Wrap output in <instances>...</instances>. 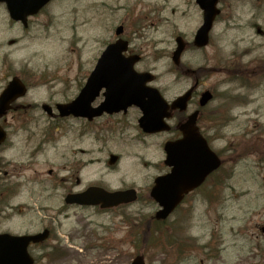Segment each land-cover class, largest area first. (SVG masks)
<instances>
[{
	"label": "rangeland",
	"instance_id": "374dc122",
	"mask_svg": "<svg viewBox=\"0 0 264 264\" xmlns=\"http://www.w3.org/2000/svg\"><path fill=\"white\" fill-rule=\"evenodd\" d=\"M220 7L209 45L201 50L187 48L181 60L184 69H200L198 95L205 90L215 94L202 112L199 128L224 161V170L212 181L225 182L219 187L218 203H196L195 226H186V233L202 249L181 259L172 243L159 240L160 249H153L144 245L141 235L146 226L152 235L154 229L158 232L157 225L147 220L155 211L147 192L159 172L162 144L171 135L144 137L137 128L140 112L132 108L121 121L127 129L123 132L121 124L115 125L117 131L104 141L81 121L49 118L41 106L54 108L76 97L120 25L130 44L128 52L142 57L135 70L152 72L153 86L168 101L186 91L193 79L179 74L170 57L175 38L191 43L202 24L195 0H56L26 30L14 24L0 5V92L13 76L30 88L19 101L25 110L11 111L0 120L8 134L0 152V233L52 228L48 244L59 243L66 256H36V264H129L135 255L144 256L146 264H264L260 231L264 227V0H223ZM197 97L190 113L197 108ZM102 100L100 96L95 105ZM111 120H100L96 126ZM83 131V137L76 136ZM256 145L260 151L254 150ZM244 147L249 151L242 153ZM109 155L119 156V163L109 167ZM95 184L137 190L140 199L129 210L134 219L144 222L132 223L136 234L130 243H125L129 227L119 224L118 218L65 207L67 191ZM15 193L31 204L32 210L23 217L6 211L9 202L3 204ZM30 194L35 201L28 199ZM16 203L14 199L11 205ZM114 226L107 245L102 228ZM205 243L212 244L207 253Z\"/></svg>",
	"mask_w": 264,
	"mask_h": 264
},
{
	"label": "water",
	"instance_id": "95a60500",
	"mask_svg": "<svg viewBox=\"0 0 264 264\" xmlns=\"http://www.w3.org/2000/svg\"><path fill=\"white\" fill-rule=\"evenodd\" d=\"M51 0H0L5 3L9 16L14 21L25 22L30 15H35ZM219 0H197V4L203 10V25L197 31L194 45L203 48L208 44V34L212 23L219 13L216 4ZM123 28L118 27L115 35L119 37ZM177 48L172 55V61L177 65L184 49L181 38L176 39ZM128 49V43L117 40L106 47L90 74L84 88L78 97L68 105H57L60 117L73 116L85 118L91 121L100 117L103 113L112 115L134 106L142 114L138 124L146 134H156L168 130L164 119L169 118V107L158 90L146 86L153 81L149 73H137L134 66L139 62L137 55L124 56ZM104 90V101L98 108H91V104ZM26 89L22 83L14 78L0 94V117L10 109V104L25 95ZM192 90L178 98L171 105V110L184 111L186 103L191 97ZM209 93H204L200 99V106L204 107L210 100ZM43 109L50 114L48 107ZM198 113L188 117L187 122L180 128L183 138L176 143H168L165 147L168 166L172 167L171 174L164 179H157L151 192V197L163 207V211L156 214V219H165L178 205L182 196L198 187L205 178L217 170L220 161L210 151L205 140L197 133L195 123ZM5 139V133L0 129V144ZM114 158H112V162ZM99 190L90 189L86 193L74 197L78 204L97 205L105 199H113L106 206H114L120 203L134 202L135 192L129 191L114 195L104 194L96 198ZM103 192V191H101ZM73 199V197H70ZM47 238V233L36 237H13L0 235V264H32L26 248L30 242L38 243ZM132 264H143L141 258H137Z\"/></svg>",
	"mask_w": 264,
	"mask_h": 264
},
{
	"label": "flooded vegetation",
	"instance_id": "af4514ba",
	"mask_svg": "<svg viewBox=\"0 0 264 264\" xmlns=\"http://www.w3.org/2000/svg\"><path fill=\"white\" fill-rule=\"evenodd\" d=\"M49 5L47 7H45L40 13L38 16H41L43 14V12L48 9ZM34 18H30L28 19V22H27V26L24 28L25 30L29 28L30 24H31V21L33 20ZM183 116V118H182ZM184 116L185 114L184 113H179V112H174L173 115H172V118L170 119L169 121V125L171 126V131L170 133H172V136L174 134V136H176V134L174 133V130H176V127H178V125L182 122V120L184 121ZM186 118V116H185ZM69 120V119H67ZM92 124V123H91ZM172 136L170 138H168L166 141H170L172 139ZM165 141V143H166ZM164 143V144H165ZM164 147V145H163ZM163 149V148H162ZM164 152L162 153V156H163ZM165 157V155H164ZM164 157L163 159L161 158L160 160V164L162 163V167L160 169V176H163L164 174L168 173L169 169L167 167H165L164 165ZM77 184L78 183V180H77ZM76 184V185H77ZM211 184L208 183V181L205 183L204 186H202L200 189H198L197 191H194L190 194H188L184 200H183V203L177 207L174 212L170 215L169 219L172 217V216H175V220L177 221L178 217H179V213L182 211L181 208H184L185 209V212H187L189 209H190V205L192 203H195L197 197L196 195H199L200 198H198V200H200V202L202 203H206V202H210V196H211V188L208 189V187H210ZM97 187H101V188H104L105 190L109 191L107 188L103 187V185H98ZM72 193H78L77 192H72V191H67V193L65 194L66 195H69V194H72ZM29 196V200L30 201H35V198L33 197V195H27ZM14 198H11V199H15L17 201V203L15 204V206H11V205H7L9 207H11V209L16 212L17 214H19V216H25L26 212H29L32 210V207H31V204H27L26 202H22L21 199H22V195L19 194V193H15L13 195ZM209 204V203H208ZM70 207H73V208H78L80 210H87L88 208H85V207H76V206H66V208H70ZM131 207V205H124V206H120L118 208H114V209H109V210H100L99 208H93V210L96 212L95 214L97 216H102V215H106V214H110L109 216L112 217V219H116L118 218L119 221L118 223L119 224H124L125 225V228H128L129 227V222L132 221V218H133V215L132 213L130 212L129 208ZM92 209V208H91ZM189 213V212H188ZM168 219V220H169ZM167 220V221H168ZM167 221H164V222H159L160 225H164L167 223ZM47 230L49 232V240H51V238L53 237V232L54 230L50 227H45L43 228L41 231H45ZM115 230H116V227H110L106 230L105 227L102 228V231L105 232L106 236L108 237V240L111 239V237L115 234ZM40 231V232H41ZM39 231L36 232V233H33V234H37V233H40ZM21 234H24V235H28L29 233L28 232H23V233H18V235H21ZM59 240H57V238L55 239V243H58ZM49 241H46V242H43V243H39V244H30L29 247H28V252L30 254V256L34 259V262L36 264V256H38L39 258H48L50 255L52 254H57L58 253V247H59V243L57 244V246H52V244H48ZM57 247V248H55ZM62 257L65 258V254L62 253Z\"/></svg>",
	"mask_w": 264,
	"mask_h": 264
},
{
	"label": "bare ground",
	"instance_id": "6f19581e",
	"mask_svg": "<svg viewBox=\"0 0 264 264\" xmlns=\"http://www.w3.org/2000/svg\"><path fill=\"white\" fill-rule=\"evenodd\" d=\"M96 165V164H92V168H94L93 166Z\"/></svg>",
	"mask_w": 264,
	"mask_h": 264
}]
</instances>
